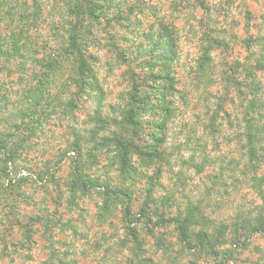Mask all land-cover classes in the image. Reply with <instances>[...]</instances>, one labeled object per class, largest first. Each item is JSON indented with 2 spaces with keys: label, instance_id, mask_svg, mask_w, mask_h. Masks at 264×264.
<instances>
[{
  "label": "rangeland",
  "instance_id": "rangeland-1",
  "mask_svg": "<svg viewBox=\"0 0 264 264\" xmlns=\"http://www.w3.org/2000/svg\"><path fill=\"white\" fill-rule=\"evenodd\" d=\"M126 1L146 9V16L137 13L138 9L132 16L141 20L137 29L131 28L136 34L141 35L149 23H155L152 12L178 31L176 70L180 94L174 97V113L165 128L160 109L144 113L140 117L141 136L123 135L129 144L141 147H154L153 143L165 136L161 145L165 152L162 169L159 164L148 166L133 158L137 174L125 182L113 144L102 146L120 127L124 128L121 123L130 89L127 67L119 64L106 47L99 27L93 28L96 42L87 51V55L95 57L91 60L90 81H95L96 87L90 83L79 93L78 86L66 75L52 90L55 96L47 99L45 95L38 109L32 107L36 97L29 96V91L39 84L43 87L47 77L33 79L40 68L31 62L17 69L14 63L20 59L9 65L0 59V143L17 149L7 174L0 156V264H45L53 250L65 263L126 264L133 258L127 227H133L139 210L149 199L154 209L165 212L168 218L184 217L196 210L203 219L192 228L193 232L206 229L224 231L225 235V245L217 248L220 254L215 259L205 252L198 254L199 250L184 252L173 225L158 229L155 238L147 236L139 226V238L150 264H264V233H254L264 217V164L256 167L240 146L237 121L242 115L235 93L232 91L229 98L233 103L229 101L220 112L217 106L224 94L219 74L224 59L244 63L250 53L257 51H247L240 41L264 35V25L259 26L264 0H205L214 17L211 25L232 47L224 59L220 51L214 52L217 69L207 90L203 85L195 88L194 80L205 30L200 23L205 13L198 8L197 0ZM40 4L45 11L44 21L47 16L58 17L61 8L54 0H40ZM150 8L151 13L146 12ZM248 11L255 17L250 32L244 20ZM53 24L48 20L38 33L39 43L48 40L52 50L57 39ZM258 76L264 86V71ZM51 87L48 85L47 91ZM52 98L56 100L53 103ZM226 112L232 113L231 119L224 116ZM97 116L110 122H98ZM115 118L120 127L112 123ZM102 126L109 127V132H99ZM79 146L80 156L76 151ZM78 179L111 193L129 188L131 197L125 204L105 207V195L92 190L73 194V184ZM126 203L132 209L128 222L124 218ZM14 215L19 223L31 217L36 224L41 223L31 250L15 248L17 243L31 246L26 244L20 225L12 220ZM54 217L61 227H51Z\"/></svg>",
  "mask_w": 264,
  "mask_h": 264
},
{
  "label": "trees",
  "instance_id": "trees-1",
  "mask_svg": "<svg viewBox=\"0 0 264 264\" xmlns=\"http://www.w3.org/2000/svg\"><path fill=\"white\" fill-rule=\"evenodd\" d=\"M54 1L61 8L58 17L47 16V21H44L45 11L41 7L40 0H0V59L7 65L20 59V62L14 63L17 69L31 62L35 67L40 68V72L33 75V79L47 77L43 87L39 84L29 91V96L36 97L35 105L32 107L38 109L44 101L45 95L48 97L47 99L55 96L52 90L57 87L61 77L68 75L70 82L78 86L79 93H83L89 88L90 83L96 85L95 81L93 83L90 81L91 60H94L95 57L87 55V51L89 45L96 42L97 36L94 35L93 28L99 27L105 35L106 47L119 64L127 67L130 89L128 105L125 109L123 123H121L124 128L120 127L117 118L113 119L112 123L118 124L120 127L119 132L108 137L102 146L107 147L109 143L113 144L121 165V179L125 182L130 181L137 174L132 164L133 158L148 166L159 164L158 168L161 170L165 160V152L161 145L165 142V136L153 143L154 147L151 145L141 147L129 144L126 138L123 139V135L126 134V137L141 136L139 133L141 130L140 117L144 113L156 112L160 109L164 118L162 122L164 128L169 116L174 113L172 110L174 97L176 94H180L177 87L180 80L176 70L179 55L178 31L165 19H158L157 12H152L153 14L150 16L155 20V23H149L141 35L136 34L131 28L137 29L141 20H134L132 16L136 9H138L137 13L146 16V13H143L146 9L136 6V4L129 5L126 0L122 2L116 0ZM197 3L198 8L205 13V18L200 21L205 30L201 40V54L196 62L194 80L196 81L195 88H200L203 85L207 90L217 69L214 52L220 51L224 59L228 57L232 47L226 41V37H221V32L211 25L214 17L211 10L206 7L205 0H197ZM146 12L151 13V8ZM254 18L251 12L245 13L247 32H250L251 21ZM48 20L54 23L52 29L56 32L57 39L54 50L50 49L48 40L39 43L38 33ZM260 20L259 26L262 27L264 14ZM240 42L247 51L251 52L254 48L257 51L250 53L244 63H228L227 59H224V66L219 70L224 94L217 101V106L220 112L229 101L233 103V99L229 98L232 91L235 93L240 102L238 109L241 110L240 114L242 115L241 121H237V127L240 128L237 132L240 146L247 151L248 160L259 167L264 164V86L258 76V72L264 71V35L256 38L250 37ZM121 43L122 45H120ZM47 50H50L49 54L46 53ZM39 55H41L40 58ZM40 83L42 85V82ZM48 85L52 87L47 91ZM54 101L56 100L52 98L51 102ZM70 104V108L75 106L73 102ZM224 116L229 120L232 113L226 112ZM96 120L101 123L110 122L109 120L105 121L102 116H97ZM231 123L233 122L230 121L229 125ZM108 129L109 127L102 126L99 132L103 130L109 132ZM96 133L98 132H93L94 135ZM78 149L76 151L80 156L82 155L81 147L79 146ZM0 156H2L1 159L7 174L9 164L16 159L17 149H9L6 144L0 143ZM150 181L151 187L154 188L155 182L153 179ZM73 186H75V188L73 187L74 195L78 190L82 192L92 190L101 196L105 195V207H110L113 204L118 206L119 203L125 204L126 200L131 197L129 188H121L112 193L106 189L100 191L96 186L87 185L81 179H78ZM148 198H150V193ZM152 203L153 201L149 199L139 210L133 227H127L129 243L133 244V258L129 259L126 264H150V260L145 257L143 241L139 238V226L143 228L147 236L155 238L158 229L173 225L178 232L184 252L190 253L199 250L198 254L205 252L212 258L219 257L220 253L217 248L225 245L224 231L216 232L205 229L193 232L192 228L199 226L203 219L197 216L196 210L189 211L184 217L179 215L168 218L165 217V212L157 208L154 209ZM130 213H132V209L126 203L124 218L127 222L130 219ZM12 220L16 222V225H20L26 244L29 242L31 246L26 248L17 243L15 248L31 250L36 244L33 238L38 234L41 223L36 224L33 217L24 224L19 223L16 221L19 220L17 215H14ZM260 220V226L254 231L255 234L264 233V217ZM50 222L52 228L62 226L55 217ZM237 233L239 234V232ZM245 234L248 236L247 232ZM157 248L162 249V246L157 244ZM228 261L227 257L226 263ZM45 264L75 263H65L53 250Z\"/></svg>",
  "mask_w": 264,
  "mask_h": 264
}]
</instances>
